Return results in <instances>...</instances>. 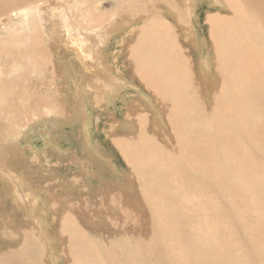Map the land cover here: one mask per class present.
Listing matches in <instances>:
<instances>
[{
  "label": "bare ground",
  "instance_id": "1",
  "mask_svg": "<svg viewBox=\"0 0 264 264\" xmlns=\"http://www.w3.org/2000/svg\"><path fill=\"white\" fill-rule=\"evenodd\" d=\"M86 1H82L79 5L75 4L74 10L86 14L85 5L78 9ZM191 1L192 6L195 7L194 0ZM125 2L126 0H123V4ZM155 3L159 4L161 16L170 20L169 23L180 32V36L177 34L178 38L183 37L179 40L182 46L188 45V50L186 47L183 49L179 44L174 43L170 34L173 68L171 77L167 73L162 74L158 67L153 68L149 64L143 67L147 63L146 59L143 56L139 58L137 55H132V48L130 50L128 58L133 61V67L137 68L141 65L142 71V83L132 79L136 84L133 83L130 86V88L133 86L137 90H142L138 96L140 98L136 100L139 110L136 111L129 107L128 112L130 113L125 116V122L122 126L116 122L114 130L116 133L120 130L133 133L132 130H135L138 134L135 136H122L120 134V136L117 135L111 139H113L112 141L118 151L123 154V158L128 163V169H131L132 172L133 166L137 168L132 172L135 181L141 182L145 186L150 185L148 186L149 189L144 191L148 198L143 200V198L137 197L135 200L143 207L145 219L141 218V222H138L134 219L135 215L129 213L131 210L121 211L124 217L126 214L129 217L126 220H129L127 224L130 225V229L126 236L128 238L129 235V238L134 239L128 241L120 238L117 242L114 239L113 243H121L122 248L131 255L130 262L122 258L121 264H264V81L258 78V72L261 70L259 64L263 58L257 63L253 54H250L248 50L244 51L245 48L251 50L258 48V35L260 32H264V29H261L262 23L264 24V0H211L212 7L217 6L218 11L207 14L205 18V22L209 26V49L211 48L205 55L198 48L195 35L193 36L192 17L188 16L189 8L184 7L185 0H153V4ZM5 5H10L11 9H6ZM42 5L44 4L39 0H0V15H6L2 22H5L6 27L11 28L9 30H13L9 42L4 37L1 41L4 44L9 43L11 47V45L14 46L15 43H18L17 31L21 34L27 31L30 33L29 37L27 36L28 44L26 45L29 49L26 46L25 50L21 49L25 51L28 67L34 65L37 60H45L47 57L41 43L42 40H40V34L49 30L47 24L53 25L55 15L51 14L50 16V13H45L41 9ZM223 6L227 8L225 14L221 13L224 11ZM77 14L79 13L74 16L71 15L69 18L68 25H71L72 28L67 31V42L73 46V50L77 53V57H75L76 60L78 59L77 62L81 60L84 65L88 64L83 62L87 58L86 52H91L94 59L89 62L86 68L94 67L96 71L94 78L106 85L108 79L103 78L102 74L106 71L107 65L112 67V63L104 54L106 49L101 46H107L105 40L112 36L115 30L114 28L113 30L110 29L109 25H101L100 21L93 19L91 14L88 22L94 23L93 21H96V23L89 27L88 31L86 26L77 20ZM84 16H81L82 20ZM243 17H250L247 24L239 22ZM136 18L137 22L140 19L144 21V15L139 11H137ZM121 21H125V19H118L119 24H121L118 28L119 31L120 28L124 27ZM78 24L82 26L78 27ZM227 25L231 29L235 27L236 30L235 34L225 38ZM41 29L44 32H41ZM151 29L159 34V31H163V26L153 24ZM80 34L82 35L81 39L77 37ZM92 36L95 37V41L90 42ZM84 42L88 43L86 50L82 48ZM201 42L205 48V37ZM22 45L24 44L22 43ZM192 47L193 51H199L201 57V61L197 65L194 61V59L197 60V56L193 58ZM213 47L219 49L216 57L213 54ZM221 47L222 49H220ZM176 50L178 51L174 52ZM0 54L4 57L5 62L16 64L19 62L18 57L21 53L19 47L14 51L13 49L5 50L0 45ZM229 54H231L230 58H228ZM152 58L158 60L160 56L152 54ZM221 63L224 64V69ZM48 65L50 66V63L46 62L45 66L48 67ZM196 67L199 73H197ZM217 74H219L218 78ZM123 79L124 77L116 80L111 79L110 83L113 84L111 93L116 95L120 90L129 87V84L124 85ZM160 79L161 82H157ZM217 79H219L217 83L221 82L222 87L215 89L218 86H215ZM204 80L207 81L205 86L203 85L204 82L202 84ZM95 82L97 84V81ZM90 89L89 92L92 95L94 91L93 89L90 91ZM152 99L155 101V111L150 107ZM209 99L212 100L211 104L207 102ZM197 100L201 101V106L198 105ZM143 106V110L145 109L146 112L140 110ZM159 107L163 109L165 117L157 115L161 114ZM148 115L150 117L155 115L156 121L159 123L160 121H162L161 123L165 122L167 127L164 128L171 135L167 138L168 145H172L173 148L164 149L154 144L153 147L149 146L147 149V146L142 144L144 135L148 130ZM152 124L157 126L156 123ZM134 126L135 129L132 128ZM140 127L145 128V133L140 130ZM83 133L86 135V132ZM152 137L150 140L153 139ZM156 140H160V138ZM149 143L150 141H147L145 144ZM143 150L150 153L155 152L157 158L150 159L148 155L142 157L144 155L141 154ZM164 154L165 159L162 158ZM160 163H165L168 169H159ZM170 166H175L177 170ZM176 175L181 178L190 176L194 179V184L201 189L200 191L205 193L210 189L218 197V200L214 202L220 213L218 217L223 219L225 227L222 228L221 226V230L217 235H214L213 243L211 240L210 245L191 238L188 228H186L187 230L183 228L190 221L197 220L194 213L189 216L185 214L188 209L195 212L201 210L200 205L201 207L204 205L210 207V200L206 199V196L205 199L202 197L199 205L197 195L198 193L200 195V192H196L197 194L194 195H191L192 191L191 194L188 191H185L186 193L184 191L167 192L165 200H167L168 209L171 210L162 208V211V209L157 210L156 208L160 206L154 199L162 193L166 197L164 192L166 183L168 179H176ZM10 182H12L11 179ZM163 183L165 186L162 185ZM12 187L15 188V184ZM31 190L35 191L34 188ZM17 193H20L21 196L24 194L27 198L26 201L30 202L29 197L32 193H25L21 190H18ZM12 194L14 195V193ZM14 196L17 198L16 194ZM223 197L224 200L222 201L221 198ZM143 202L150 206L145 209ZM129 205L127 204V206ZM29 206L28 208L25 206V214L26 216L29 215V219L26 218L29 227L18 221L16 217L13 220L7 217L6 225L0 224L4 228L0 237L5 234L14 236V238L6 240L7 244H10L9 247L0 248V264H59L62 261L64 264L118 263L117 260L111 261L110 259L111 255H114L113 251L108 248L113 244L112 241H103L100 235H98L100 238L96 240L94 239L96 234L87 233L84 231L85 229L76 224L60 226L65 221L64 216L61 218L62 223L58 225L59 227L50 230V225L57 223L58 216L67 213L68 209L54 208L55 214L50 210L51 216L48 218V214L43 213V211H35L31 205ZM94 206H98L97 201H94ZM208 210L211 211L209 213H213L214 217L213 208H203V211ZM71 211L75 212L74 209ZM72 212L70 213L72 214ZM86 214L90 215V213ZM65 216L67 219L70 218L69 215ZM157 220L166 222L169 227L170 233L166 245L170 250L160 248L162 235L153 231V226L158 222ZM202 221L204 220L202 219ZM228 223L230 226L226 227ZM216 236L219 237L215 238ZM224 237L227 238L224 239ZM85 244H91L93 247L83 248ZM187 251H191V254Z\"/></svg>",
  "mask_w": 264,
  "mask_h": 264
},
{
  "label": "rangeland",
  "instance_id": "2",
  "mask_svg": "<svg viewBox=\"0 0 264 264\" xmlns=\"http://www.w3.org/2000/svg\"><path fill=\"white\" fill-rule=\"evenodd\" d=\"M39 1L44 4L41 6V9H43L45 13H50V16L51 14L55 16L53 17V25L47 24L49 30L44 32L41 29V32L43 31L44 33L40 34V40H42L41 43L42 46H44L43 48L47 53V57L45 60H37L31 67H28V61L25 58L24 51V48H28L26 45L28 44L27 39L30 34L28 33L29 31L25 29L27 32L22 34L17 31V35L19 36L17 40L18 43H15L14 46L11 45L10 47L9 43L4 44L1 39L4 37L6 41L9 42L13 30H9L11 28H8V26L6 27L5 22H2V19L4 21L6 15H0L3 17H0L1 47L5 50L13 49L14 51L19 47V51L22 54L18 57L20 63L18 62L16 64L5 62L4 57L0 54V175H2L0 176V224L6 225L5 220L7 217H9L10 220L16 217L18 221H21L25 226L29 227L26 219L29 215L26 216L25 214V206L28 208L29 205H31L32 209L35 211H43V213L48 214V216L45 214L48 218L51 216L50 210L54 212V208L68 209L67 213L58 216L57 223L50 225L51 231L59 227L58 225L62 223L61 218L64 216L65 221L60 226L76 224L82 229H85V232L96 234L94 237L96 240L100 237L103 241H112V243L114 239L117 242L120 238L128 241L134 240L133 238H129V235L128 238L126 236L127 231L130 229V225L127 224L129 220H126L129 217L127 214L124 217L121 211L131 210L129 213L135 215V221L141 222V218L145 219L143 207L136 203L135 200L137 197L143 198V200L148 198L144 191H146L147 188L149 189L148 186L150 184L145 186L143 183L135 181L136 179L132 172L137 168L133 166L132 172L131 169H128V163L123 158V154L118 151L115 143L112 141L113 139H111L117 137V135L120 136V134H122V136H135L138 134L135 130H132L133 133H128L126 130H120L116 133L114 130L116 122H119L121 126L125 122V116L127 113H130L128 112L129 107L134 108L136 111L139 110L138 105H136V100L140 98L138 96L142 90H137L133 86L130 88V86L133 83L136 84L132 79L142 83L141 65L137 68L133 67V61L128 57L132 48V55H137L139 58L143 56L144 59H146L145 61L147 63H145L143 67L148 64L153 68L158 67L162 74L167 73L169 77H171L173 75L171 41L173 40L174 43L179 44L183 49L185 47L187 49L188 45L182 46L179 39H183V37L178 38L180 32L169 23L170 20L161 16L159 13L161 11L159 4H153V0H126L124 4L123 0H87L78 7V9H80L85 5L86 14L74 10L75 6L79 5L84 0H76V3L75 0H47L48 3L46 0ZM198 1L199 0H194L196 4L194 7L192 6L191 0H185L184 7H186V9L189 8L188 16L190 18L192 17L191 24L192 32H194L193 36L195 35L198 48L205 55L206 52H209L211 49H209L208 39L209 26L205 22V18L207 14L217 12L218 8L217 6L212 7L211 0ZM52 4L53 6L51 7ZM4 7L6 9H11L10 5H5ZM223 8L224 11H221V13L225 14L227 8L224 6ZM137 11L144 15V21L140 19L137 22ZM76 13H79L76 17L77 20L83 23L88 31L90 29L89 27H92L96 21H100L101 25L104 26L109 25L110 29L113 30L114 28L115 30L113 35L105 40L107 46H101L103 49H106L104 54L105 56L107 55L106 58L112 63V67H108L107 65L106 71L102 74L103 78L108 79L106 83L107 86L104 85V83L101 84V81L99 82L94 78V72H96L94 67L86 68L89 62L94 59L91 52L85 51L87 53V58H85L83 62L88 64L84 65L81 60L77 62L78 59L76 60L75 58L77 57V53L73 50V46L67 42V31L72 28L71 25H68L70 22L69 18L71 15H76ZM91 14L93 15V19L96 20H92L94 23L88 22V18H90L89 15ZM81 16H84L85 20H82ZM64 18L65 21H63ZM118 19H125V21H121L124 27L120 28V31L118 28L121 24H119ZM129 19L131 21H128ZM249 20L250 17H243L239 22L247 24ZM72 23H74V21H72ZM153 24L162 25L163 31H159L158 34L156 31L152 30L151 27ZM77 26L80 27L82 25L78 24ZM86 28L84 30H86ZM261 29H264L263 23ZM235 30V27L231 29L227 25L224 34L225 38L231 34H235ZM170 34L172 35V40ZM77 37L81 39L82 35L80 34ZM201 37H205V48L202 45L201 41L203 38L201 39ZM94 39L95 37L90 38V42L95 41ZM258 40L259 45L256 50L245 48L244 51L248 50L250 54H253L257 63L263 58L259 64L261 70L258 72V78L264 81V32L259 33ZM22 43L24 45H22ZM87 45L88 43L84 42L82 48L86 50L88 47ZM220 49H222V47ZM218 50L219 49L216 47H213V54L215 57ZM177 51L178 50L174 52ZM191 52L193 58L197 56V60L194 59L197 65V63L201 61L199 51H193L192 47ZM152 54L159 55L160 59L154 60ZM229 55L228 58L231 57V54ZM46 62H49L50 66H45ZM238 63L240 64L241 62ZM223 65L224 64L221 66L223 67ZM224 68L225 67H223V69ZM196 70L198 71L197 73H199L197 67ZM133 71H136V73ZM122 77H124V85L129 84V87L120 90L116 95L111 93V86L113 85L112 82L110 83L111 79L116 80ZM218 77L219 74H217V78ZM218 80L219 79L215 82V86L218 85L215 89H218L220 86L222 87L221 82L217 83ZM95 81H97V84ZM157 82H161V79L157 80ZM206 82L207 81L204 80L202 84L205 86L207 84ZM90 88L94 91L92 95L89 92ZM92 89H90V91H92ZM211 99L207 101L209 104L212 103ZM154 102L155 101L152 99L150 107L155 111L156 105H154ZM197 103L201 106V101L197 100ZM143 108L144 106L140 108V110L146 112ZM159 108L161 109V114H156L165 117L163 109L161 107ZM154 116H149L148 118V130L146 133L144 132L145 128L140 127V130L145 133L142 144L146 145L147 147H145L147 149L149 146L153 147L154 144L164 149L173 148L172 145H168L167 138L171 135H169L168 130L164 128L167 127L165 122L161 123L162 121H160L159 123L156 121V116ZM152 123H156L157 126H154ZM155 127H158L157 130ZM132 128L135 129L136 127L134 126ZM160 131L161 135L164 134L163 137H161ZM83 132H86V135ZM151 136H153V139L150 140ZM164 136H166V138H164ZM159 138L160 140H156ZM146 139H148V142L150 141L149 144H145L147 143ZM141 154L143 155L142 157L148 155L150 159L157 158L155 152L150 153L143 150ZM162 158H166L165 154ZM167 167L165 163H160L158 165L159 169L165 168L167 170ZM171 168L177 170L175 166ZM4 177L8 181L5 180ZM175 177H177V175ZM10 179L12 182H10ZM193 180L194 179L190 176H185L183 178L178 176L176 179H168L165 187L166 190H164L166 197L162 193L158 198L154 199V201H157V203H159L158 206L161 207H156L157 210L162 208L165 210L168 209L167 200H165L167 198V192L178 193V191H188L191 194L192 191L191 195L200 192V195L199 193L197 195L199 205L202 197L203 199L208 198L210 200V207H206L205 205L201 207L200 205V211L196 210L192 212L188 209V211L185 212L187 216L193 215L194 213L197 220L193 222L190 221L185 224L183 228L185 230L188 228L191 233V238H195L198 242L203 241L207 245H210L211 240L213 243L214 235L219 233L221 226L222 228L225 227V223L223 219H219L218 217L220 213L215 203L218 200L217 195L210 189L203 193L204 191H200L201 189L198 185L194 184ZM22 183L25 184L22 185ZM13 184H15V188L12 187ZM162 185L165 186L164 183ZM33 188L35 191L31 190ZM25 189L27 192L32 193L31 197H29L30 202L26 201L27 198L24 194L21 193V196L20 193H17L18 190L27 193ZM12 193H14V195L16 194L17 198H15ZM221 200L223 201L224 197L221 198ZM94 201H97L98 206H94ZM127 204L130 205L127 206ZM153 204L155 203L153 202ZM143 205L145 209L150 206L145 202H143ZM204 207L209 209L213 208L214 217L213 213H209L211 212L210 210L203 211ZM73 209L75 212L71 211ZM70 212H72V214ZM86 213H90V215ZM65 215H69L70 218L67 219ZM202 219L204 221H202ZM228 226H230V223H228L226 227ZM3 231L4 228L0 226V233L2 234ZM153 231L159 232L162 235V245L160 248L162 250H170L166 245L168 242V234L170 233L166 222L158 221L155 223ZM82 233L84 234L83 230ZM5 235L0 237V248L2 249H6L10 246V244L6 242L7 239L14 238V236ZM98 235H100V237ZM218 237L219 236H216L215 238ZM226 238L227 237H224V239ZM233 242L232 240V243ZM134 246L136 247V245ZM91 247H93L91 244H85L83 246V248ZM108 248L114 253V255L110 257L111 261L117 260L118 263L116 264H121L123 258L130 262L131 255L126 249L122 248L121 243H113ZM187 253L191 254V251H187ZM59 264H64V261L59 262Z\"/></svg>",
  "mask_w": 264,
  "mask_h": 264
}]
</instances>
